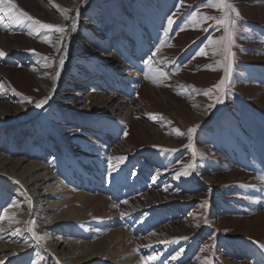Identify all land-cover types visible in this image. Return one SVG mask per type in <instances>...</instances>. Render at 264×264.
<instances>
[{"label": "rangeland", "instance_id": "obj_1", "mask_svg": "<svg viewBox=\"0 0 264 264\" xmlns=\"http://www.w3.org/2000/svg\"><path fill=\"white\" fill-rule=\"evenodd\" d=\"M32 1L45 14L28 10L19 0L12 3L33 18L32 28L41 36L33 37L26 47L13 43L7 48L0 35V51L5 53L0 57V155L4 158L10 153L9 160L22 165V169L13 171L10 163H0V169L6 172V177L13 176L12 181L6 179L8 183L19 185L15 180L23 182L26 164L54 165L61 171L58 178L63 182L59 187L66 186L69 192L65 198L47 197L44 201L43 193L39 192L44 185L37 194L28 189L26 195L11 192L7 200L0 195V215L5 203L19 206L24 216L27 213L29 239L39 245L36 262L45 263V256L51 254L46 244L49 241L58 253L52 255L58 258H66L72 245L74 256L68 264H241V261L264 264V249L254 245L244 232L231 236L225 234L232 232H223L230 227L224 221L229 220V214L239 204L233 200L236 194L223 189L214 178V174L224 173V167L229 166V134L237 128L229 122L231 111L222 105L216 107L215 122L207 120L196 127L197 131L188 138L191 143L181 146L173 141L172 133L189 137L187 129L192 127L186 120H180L163 99L153 102L148 92H140L139 82L149 83L147 70L136 66L138 62L146 65L156 62L162 64L160 70L166 73L167 64L164 66L155 53L160 42L141 25L143 56L139 58L136 50L139 47L132 36L128 35V42L120 37L125 36L121 27L126 24L110 15L119 6L130 16L127 5L131 7L135 0ZM0 5L11 7L3 0ZM37 20L64 27L65 32L44 29L35 23ZM10 24L6 21L7 27H19ZM21 25L26 27L24 22ZM103 31H109L114 42L120 39V46L105 47L102 42H93L92 37L98 38ZM58 34L63 37L59 43L49 38ZM114 50L118 58L133 65L132 71L125 69L126 63L107 62L106 57ZM63 57L67 61L64 83L57 88L54 99L45 104L43 114L31 120L37 103L47 100L56 87L57 73L61 71L59 61ZM43 77L50 86L43 82ZM170 88L178 92L177 86ZM179 96L192 107L196 105L195 96L192 95L193 101L181 92ZM119 100L121 106L116 103ZM132 101L137 104L135 112ZM158 104L167 110L162 106L159 109ZM8 109L14 114L12 119H19L22 127H17L18 123L7 129L1 125L7 120ZM191 112L192 116L204 117L195 109ZM128 113L132 121L126 119ZM227 123L230 124L224 126ZM215 125L224 126L216 144ZM125 134L131 140L123 141ZM199 140L208 141L211 150L205 153L202 147L206 145ZM30 154H41L45 159ZM192 163L195 168H188ZM231 163L241 164L235 156ZM185 171L190 174L177 177L178 172ZM25 179L30 181L26 187L36 181L29 176ZM53 182L50 185L59 190ZM48 203L57 204L53 213L45 211ZM73 211L83 219L78 225L69 220ZM51 215L62 219L55 224L50 222ZM46 236L48 239H44ZM106 244H113L107 255ZM34 256L32 250L29 264ZM151 256L157 258L151 260ZM21 261L24 259L8 264Z\"/></svg>", "mask_w": 264, "mask_h": 264}, {"label": "bare ground", "instance_id": "obj_2", "mask_svg": "<svg viewBox=\"0 0 264 264\" xmlns=\"http://www.w3.org/2000/svg\"><path fill=\"white\" fill-rule=\"evenodd\" d=\"M217 2L218 0H182V3L178 5L177 0H135L131 7L127 5V10H131L130 16H127L119 6H116L110 15L115 16V19L126 24V27H121L124 28L125 36L120 35V37L127 41L128 35L132 36L137 47H139L138 49L135 48L139 58L143 56V51L140 48V38L143 33V30L140 29L141 25L144 29L150 31L152 38H156L160 42L159 48L155 50V53H157L160 62L164 66L167 64V71L169 68L170 71L165 73L164 69L160 70L162 64L157 65L155 64L156 62L150 65L143 64V62L136 64L141 70H147L146 76L149 84L141 82L139 84L140 92H148L149 100L155 102L157 99H163L178 118L186 120L191 127H199L200 124L207 120L214 121V111L220 105L230 109L229 122L235 124L237 128L229 134V146L231 145V150L228 151L229 160L227 165L229 166L224 167V173L214 174V178L221 184L223 189L229 190L228 192L231 194H236L233 200L239 204L234 206L232 213L229 214V220L224 221L228 222L230 227H225L223 232H232V234H225L226 236L234 235L235 232H244L254 245L261 246L264 245V0H228L239 11L240 16L236 20V26L233 29L232 43L230 45L232 55L229 57L232 67L222 102L216 101L217 92L214 86L225 77L224 67L227 66L228 61L225 60L223 51L219 50L221 45L210 44L209 41L219 40L221 36L225 35L223 26L218 25L215 20H201L199 16L195 21L189 19L193 12L206 16L223 17L224 11L210 7L211 4ZM19 3L23 4V7L29 8L28 10L33 9L37 13L45 14L44 10L32 0H19ZM6 8L0 5V9H3V11H0V17H2L0 19V35H2V42L5 43L7 48H11L13 43L17 44L18 47H26V44L33 37L41 36L38 31L39 34L32 28L34 27L33 19L29 21H25L24 18L18 21L11 20L8 15H5ZM30 13L32 14L31 11ZM230 16L235 17V13H231ZM168 17H172L174 20L171 28L167 24ZM6 21L11 23L10 25L12 26L18 24L19 27L16 29L7 27ZM23 22L26 23V27L21 25ZM101 28H104V26ZM166 30L169 33L168 36L164 35ZM105 31L98 38L92 37V41L96 43L102 42V45H106L105 47L110 44L120 46L121 40L112 41L109 37V31ZM49 38L55 39V43L61 41L60 34ZM126 46L128 48V43ZM46 47L49 48V46ZM201 49H204L205 55L200 54ZM106 58L111 65L116 62L126 63L124 59L118 58L116 50ZM63 59L65 63L55 81L54 85L56 87L44 105L34 109V112L31 113V116L33 115L31 120L38 119L43 114L45 104L54 99L55 94H57V88L64 83L67 61L64 57ZM208 65L211 67H208ZM124 66L127 71H132L133 65L131 63H126ZM7 73L10 74V72ZM167 78H171V81L167 80ZM42 80L47 86H50L49 81L45 77ZM172 85L178 87L179 93L171 90L170 86ZM208 89H213V92L205 95L204 93ZM180 92L185 94L191 101H193L192 95L195 96L196 105L192 107L191 103L185 102L179 96ZM91 95L93 94L91 93ZM116 103L121 106V100ZM131 105L135 112L138 109L136 107L137 104L132 101ZM210 105L212 106L210 107ZM161 106L167 110L165 106ZM161 106L158 108L161 109ZM193 109L204 117L192 116L191 111ZM161 112L164 111L161 110ZM5 114L7 120L1 122L3 127L7 129L12 124L17 123V127H22L19 119H12L14 114L10 109ZM131 114L128 113L126 119L132 121ZM224 126L219 125L217 127L215 125L213 128L214 134L218 136L216 139L212 138L215 142L214 144L219 138V130L224 131L222 129ZM169 129L171 130L170 127ZM171 136L173 141L181 146L189 142V137L187 136L182 138L173 133ZM128 140H131V137L125 134L123 141ZM198 142L203 146L206 145L202 147L205 153L211 150L207 147L211 145L208 144V141L204 143L203 140H199ZM11 151L14 152L15 150L11 148ZM30 155L40 160L45 159L41 154ZM234 156L236 161L241 162L240 165L231 163ZM9 157L10 153L4 158L0 155V163L3 165L7 162L10 163L13 165V171L18 167L19 169L17 170L22 169L21 164H15L14 161L9 160ZM0 171L2 173L0 174V195H3L5 200L10 198L9 194L11 192H15L14 194L17 196L21 192L24 195L29 194V190L37 194L38 189L44 185L46 186L39 189V192L43 193L44 201H47V197H53V199L67 197L68 188L66 186V188L64 186L59 187L63 182L58 178L61 171L57 170L54 165L36 162L26 164L24 166L23 182L15 180L19 185H15L12 182L8 183L6 179L12 181L11 178L13 176L8 175L6 177L4 175L6 172L1 169ZM35 171L39 172L34 173ZM25 176L32 177V181H36L26 187L30 181L26 180ZM51 181L56 183L55 185L59 187V190H55L54 186L50 185ZM21 187L22 190H20ZM5 205L6 208L0 215V264H8L11 260L19 261L21 258L24 259L21 264H29L30 260H28V257L32 250H34L35 256L31 264H41L36 262V258H39V254H37L39 245L34 244L28 236L30 226L27 222V213L25 212V216L21 214L23 210H20L19 206L15 204L5 203ZM55 205L57 204L48 203V208L45 211L50 210L53 213L56 208ZM50 217V222L55 224H58V220L62 219L56 218L54 215ZM69 220L75 222L73 225H78L83 219L73 211ZM66 224L71 225L67 221ZM44 239H48V236ZM46 244L52 252L57 253L49 241H46ZM69 249L70 251L66 258L53 256L55 254L48 250V253L51 254L45 256L46 260L43 264H68L74 256V251L71 252L72 245ZM112 250L113 244H106L104 254L107 255ZM241 264L255 263L252 261H241Z\"/></svg>", "mask_w": 264, "mask_h": 264}, {"label": "snow or ice", "instance_id": "obj_3", "mask_svg": "<svg viewBox=\"0 0 264 264\" xmlns=\"http://www.w3.org/2000/svg\"><path fill=\"white\" fill-rule=\"evenodd\" d=\"M3 2L11 5V7H9L7 9V11L5 12V15H8L9 19L14 20V21H18L21 18H27L29 20L33 19L27 12L18 9L17 5L12 3V0H3ZM181 3H182V0H177V4L178 5L181 4ZM210 7L217 8V9H219L221 11H224V16L218 18V17H214V16H206V15H203V14H200V13H197V12H193L190 15L189 19L195 21V20H197V17L199 16L201 20H204V21L215 20L218 25L223 26V30H224L225 35L221 36L219 38V40H215V41L210 40L209 41L210 44L221 45V48L219 50L223 51V53L225 54V60L228 61L227 66L224 67L225 77L223 79H221L214 86V88H215V90L217 92V95L215 97L216 101L217 102H222L223 101V97H224V95L226 93V87L225 86H226V83L228 82V78L230 76V71H231V67H232L231 60L229 59V57L232 55L231 50H230V45L232 43L233 29L236 26V20L239 18L240 13L231 3L228 2V0H218L217 3L211 4ZM0 11H3V9H0ZM231 13H235V17H231L230 16ZM78 15H79V13L77 12V16ZM0 19H2V17H0ZM35 23L38 24L40 27H42L44 29H54L56 32H59V33H64L65 32V28L64 27H59V26L52 25V24H41V22L38 21V20L35 21ZM173 23H174L173 18L172 17H168L167 18V24H168L169 28H171ZM72 27H73V29H75L76 24L73 23ZM164 35L165 36L169 35L167 30L164 32ZM60 39L62 40L63 37H61ZM200 54L201 55H205L204 49L200 50ZM4 55H5V53L3 51H0V57H3ZM64 63H65V60L63 58H61L60 61H59V64H60L61 68L63 67ZM208 67H211V66L208 65ZM57 75H59V73H57ZM153 82H155V81H153ZM212 92H213V89H208L207 92H205L204 94L205 95H209ZM45 102H46V100L37 103L36 107H41ZM211 106L212 105H210V107ZM196 131H197L196 127L189 128L187 130L189 138H191L192 134H194ZM176 132H177L178 135H181V136L184 135V133L181 132L179 129H176ZM119 159L120 160H124L125 158L124 157H120ZM109 162H111V158H109ZM187 167L190 168V169L195 168V164L194 163L188 164ZM189 174L190 173L187 172V171H185L183 173H179L178 172L177 173V177H179L180 175L187 176ZM261 247L264 248V245H261ZM178 255H179V253H178ZM156 258H157L156 256L149 257V259H151V260H155ZM172 258L176 259L177 257H172Z\"/></svg>", "mask_w": 264, "mask_h": 264}]
</instances>
